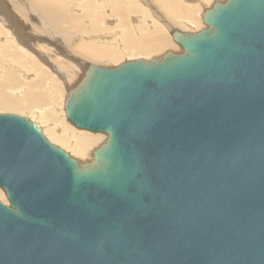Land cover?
Returning <instances> with one entry per match:
<instances>
[{
    "label": "water",
    "instance_id": "obj_1",
    "mask_svg": "<svg viewBox=\"0 0 264 264\" xmlns=\"http://www.w3.org/2000/svg\"><path fill=\"white\" fill-rule=\"evenodd\" d=\"M184 49L92 64L66 100L108 138L80 165L0 113V264H264V0H226Z\"/></svg>",
    "mask_w": 264,
    "mask_h": 264
},
{
    "label": "bare ground",
    "instance_id": "obj_2",
    "mask_svg": "<svg viewBox=\"0 0 264 264\" xmlns=\"http://www.w3.org/2000/svg\"><path fill=\"white\" fill-rule=\"evenodd\" d=\"M105 1L36 0L38 13L44 16V19H40L36 17V9H29L28 2L22 4L20 0H0V112L10 110L28 115L38 127H42L49 141L69 152L80 165L93 163L95 151L108 138L104 132L74 126L68 121L64 110L67 98L80 87L91 65H98V58L116 60V53L120 50L129 51L132 60L162 59L170 53H183V47L175 41L176 32L183 33L184 30L185 33H196L206 28V10L226 0H205V3L204 0L198 3L195 0H119V3L109 0L107 5L99 3ZM145 3L153 6L146 9V6L143 7ZM133 7H139V11L142 8L143 14L135 16ZM107 8L109 12L106 14ZM69 9L70 12L73 10L72 15L69 12L66 14ZM154 13H159L160 17L157 18ZM91 14L96 17L89 22L88 27L92 31L81 25L84 24L82 19L91 17ZM148 14L152 15L149 27L144 22V16ZM64 19L70 28H74V32L77 31L73 34L76 38L68 40L75 47L64 37L61 40L58 36L64 31L58 29ZM97 22L99 25L107 24V31L101 29L105 27ZM64 40L83 55L65 50V44H62ZM124 57L122 59L127 60ZM119 60L116 61L121 63ZM116 61L112 62L113 65ZM50 103L61 106L56 116H41L43 109L37 106L44 107ZM3 192L0 188V199L8 204Z\"/></svg>",
    "mask_w": 264,
    "mask_h": 264
},
{
    "label": "rangeland",
    "instance_id": "obj_3",
    "mask_svg": "<svg viewBox=\"0 0 264 264\" xmlns=\"http://www.w3.org/2000/svg\"><path fill=\"white\" fill-rule=\"evenodd\" d=\"M20 1H22V4H24V2H25L26 4L29 3L28 5H29V9H30V10L33 11V10L36 9V17H37V18L39 17L40 19H42V18L44 17L43 15H41L40 13H38V12H39V11H38V7H37L38 4H37V2H35L36 0H35V1H33V0H32V1H31V0H20ZM72 1L74 2V0H72ZM116 1H117V3H119V2H118L119 0H116ZM124 1L126 2V1H129V0H123V2H124ZM193 1H194V0H193ZM197 1L199 2V0H195V3H196ZM202 1H203V0H201L200 2H202ZM214 1H215V0H214ZM27 2H28V3H27ZM34 2H35L36 4L33 5L32 3H34ZM108 2H109V0H106L105 2H99V3H101V4H103V5H107V4H109ZM113 2H115V0H114ZM198 2H197V3H198ZM203 2L205 3L206 1L204 0ZM221 2H222V1H221ZM85 3H86V2H84V4H85ZM111 3H112V1L110 2V4H111ZM120 3H122V2L120 1ZM143 5H144L143 7L146 6V9L149 8V7H152V6H153V5H151V6L148 5V6H147L146 3L143 4ZM88 8H89V6L87 7V9H88ZM105 8H106V6H105ZM133 8H134V7H133ZM40 9H41V8H40ZM67 9H68V8H67ZM67 9H66V10H67ZM134 9H135V10L137 9V12L134 10V12L136 13L135 16H139L140 14H143V12H142V11H143L142 8H141V11H139V10H140L139 7H135ZM41 11H42V10H41ZM72 11H73V10H72ZM72 11L70 12V9H69V11H66V14H68L67 12H69V13H71V15H72V13H73ZM150 11H151V9H150ZM63 12H64V14H65V10H63ZM63 12H62V13H63ZM91 12L93 13V10H92ZM102 12H103V10H102ZM108 12H109V11H108V8L105 9V13L107 14ZM139 12H142V13H139ZM100 13H101V12H100ZM132 13H133V12H132ZM132 13H131V14H132ZM138 13H139V14H138ZM152 13H153V12H152ZM152 13H151V14H152ZM66 14H65V15H66ZM151 14H148V16H144V17H145L144 19H145L146 21L143 19L144 22L146 23V26H148V27L150 26V24H149V22H150V18H152V15H151ZM154 14H155V13H154ZM157 14H158V15H157ZM32 16H33V15H32ZM150 16H151V17H150ZM155 16H156L157 18H159V17H160V14H159V13H156ZM95 18H96V17H94L93 14H91V17L88 16V17H85V19H84V18L82 19V23L84 22V24H81V25H83L84 28L86 27L87 29H89L90 31H92V29H90L88 26H89V24H90L89 22H91L90 19L95 20ZM135 18H136V17H135ZM40 19H38V20H40ZM43 19H44V18H43ZM88 19H89V20H88ZM45 20H46V19H45ZM45 20H44V21H45ZM36 21H37V20H36ZM45 22H46V21H45ZM85 22H86V23H85ZM100 22H101V21H100ZM98 23H99V22H97L96 24H98ZM99 24H100V23H99ZM99 24H98V25H99ZM101 25H102V23H101ZM101 25H99V26H101ZM104 25H105V24H104ZM104 25H102V26H104ZM64 26H65V28L62 29L61 27H64ZM102 26H101V27H102ZM108 26H109V25H108ZM101 27H100V28H101ZM104 27H105V28L102 27L101 29H106L107 24H106V26H104ZM108 28H109V27H108ZM58 29L61 30V31H62V30L65 31V29H67V32H65V33H67V36H66V34L64 33V31H62L61 34L58 35V36L61 38V40H63V37H64V39H66V41H68V40L71 41V40H72L71 38H76V37H74L73 34L76 33L77 31L74 32V31H73L74 28H70V27H69V23H66V20H65V19L62 20V23L60 24V27H59ZM70 29H71V30H70ZM82 29H83V28H82ZM68 30H69V31H68ZM83 30H86V29H83ZM96 31H97V30H96ZM106 31H107V29H106ZM143 31H144V30H142V32H143ZM78 32H79V31H78ZM164 32L167 33L166 30H164ZM185 32H186V31L183 30V33H185ZM63 34H64V35H63ZM2 35H3V34H2ZM69 35H70V36H73V37H70ZM0 37L2 38V36H0ZM3 38H5V37L3 36ZM70 41H68V42L70 43ZM72 41H73V40H72ZM68 42H65V40L62 41V44H63V45L65 44V45H64V46H65V48H64L65 50H68V49H69L70 51H72L73 53H75V54L78 55V56H79V55H80V56L83 55V54H81L82 52H80V54H79L78 50L75 51V48H74L75 46L72 45V43H70V45H71V46H74V47H73L74 49H73L71 46H69V43H68ZM63 45H62V46H63ZM127 50H128V49H127ZM121 51H122V53H121ZM119 53L122 54V55H120ZM127 53H128V54H127ZM117 54H118V55H117ZM123 54H124L126 57H124ZM116 55L118 56V58H116V60H117V59H120L121 61H120V60H119V61H120L121 63H123L124 61H125V62H126V61H130V59H131V58H130V55H131V54L129 53V51L124 52V50H120V51H117ZM119 55L121 56V58H120ZM122 57L127 58V60H126V59L123 60ZM110 59H112V58H108V57H107V58H105V59H103V60H102V58H98L96 62L98 63L99 66H100V65H101V66H105V67H112V66L114 67L115 65L118 66V64H115L116 62L119 63L118 61L112 59L113 61H116V62L114 63V65H113V63H112L113 61L111 62ZM0 60H2V59L0 58ZM3 60H4V59H3ZM101 60H102V61H101ZM122 60H123V61H122ZM131 60H132V59H131ZM99 63H100V64H99ZM121 63H119V65H120ZM95 64H96V63H95ZM96 65H97V64H96ZM0 73H1V70H0ZM0 79H1V76H0ZM17 89H18V88H17ZM18 100H19V99H18ZM37 107L43 109V112H42V115H41V116L53 115V117L56 116L55 113H57V111L61 108L60 105H53L52 103L47 104V105H45L44 107H43V106H37ZM34 111H36V110L34 109ZM4 112L10 113V114H15V115H18V116H24V117H27L30 121L33 122V120H32L31 118H29L28 115H27V116H26L25 114H24V115H23V114L21 115V114H20L19 112H17V111H10V110H8V111H4ZM4 112H0V113H4ZM48 119H49V118H48ZM53 121H55V120H53ZM34 123H35V122H34ZM53 124H54V123H53ZM36 125H37V124H36ZM37 126H38V125H37ZM39 128L42 130V127L39 126ZM58 129H59V128H58ZM42 133H43V131H42ZM43 135L45 136L44 133H43ZM45 137H46V136H45ZM46 139L48 140V138H46ZM48 141H49V140H48ZM49 142H51V141H49ZM51 143L53 144V142H51ZM54 145L58 147V145H56V144H54ZM59 147H60V146H59ZM61 148H62V147H61ZM62 149H63V148H62ZM64 150H65V149H64ZM65 151H66V150H65ZM68 153H69V152H68ZM2 191H3V190H2ZM3 193H4V192H3ZM0 201H2V200L0 199ZM6 204H7V203H6Z\"/></svg>",
    "mask_w": 264,
    "mask_h": 264
}]
</instances>
